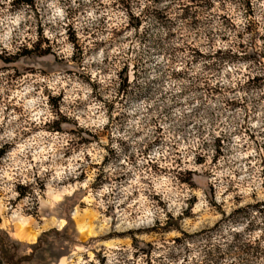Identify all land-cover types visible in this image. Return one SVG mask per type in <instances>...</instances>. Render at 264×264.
I'll return each instance as SVG.
<instances>
[{
	"label": "rangeland",
	"instance_id": "374dc122",
	"mask_svg": "<svg viewBox=\"0 0 264 264\" xmlns=\"http://www.w3.org/2000/svg\"><path fill=\"white\" fill-rule=\"evenodd\" d=\"M27 1L0 0V264H264V0Z\"/></svg>",
	"mask_w": 264,
	"mask_h": 264
},
{
	"label": "bare ground",
	"instance_id": "6f19581e",
	"mask_svg": "<svg viewBox=\"0 0 264 264\" xmlns=\"http://www.w3.org/2000/svg\"><path fill=\"white\" fill-rule=\"evenodd\" d=\"M21 233H22V237H23V233H24L23 229H22V232H21ZM32 238H33V237H32Z\"/></svg>",
	"mask_w": 264,
	"mask_h": 264
},
{
	"label": "trees",
	"instance_id": "16d2710c",
	"mask_svg": "<svg viewBox=\"0 0 264 264\" xmlns=\"http://www.w3.org/2000/svg\"><path fill=\"white\" fill-rule=\"evenodd\" d=\"M20 1H21V0H20ZM22 1H23V0H22ZM26 2H29V1L26 0Z\"/></svg>",
	"mask_w": 264,
	"mask_h": 264
}]
</instances>
